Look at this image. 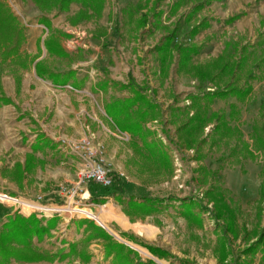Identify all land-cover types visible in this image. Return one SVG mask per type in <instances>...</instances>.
<instances>
[{
  "label": "crops",
  "instance_id": "1",
  "mask_svg": "<svg viewBox=\"0 0 264 264\" xmlns=\"http://www.w3.org/2000/svg\"><path fill=\"white\" fill-rule=\"evenodd\" d=\"M4 1L24 26L25 39L19 53L2 61L5 64L0 68V151L19 157L17 162L1 167L0 192L31 200L40 198L43 203L61 202L56 184L74 185L81 163L79 155L63 142L79 140L85 133L103 144L105 162L114 178L110 187L93 180L84 182L81 188L87 199L79 193L75 197L78 204H87L95 217H77L66 223L55 219L53 225L54 219L41 222L51 225L49 232L40 240L34 237L33 244L48 252L49 258L33 262L11 259L9 264L157 263L153 251L146 246L171 254L172 257H165L168 263L179 259L207 264L208 254L215 252L213 246L206 247L201 237V232L207 233L198 232L197 243L191 246L190 230L179 214L178 202H152L163 196L151 193L154 188L150 186H142L137 172L140 161L129 144L134 140L141 145V141L119 131L123 135L120 137L106 113V104L127 97L129 92L119 87L125 78L117 76L116 71L114 75L109 72L112 56L110 47H104L103 37L98 39L90 33L89 38L81 23L75 25L69 20L81 4L71 3L65 11L53 8L43 12L32 0ZM120 139L130 147L121 146L124 142ZM119 173H123L120 178ZM143 195L149 198L148 203L135 206ZM45 208L49 212L60 209ZM97 214H102L101 220ZM9 215L11 212L4 216L0 213V225ZM159 223L165 225L158 226ZM175 224L181 231H175ZM107 225L125 235L126 240L116 238ZM152 227L157 229L154 234L159 241L147 237ZM108 241L123 247L107 250ZM92 245L97 248L92 249ZM210 263H217V258Z\"/></svg>",
  "mask_w": 264,
  "mask_h": 264
},
{
  "label": "rangeland",
  "instance_id": "2",
  "mask_svg": "<svg viewBox=\"0 0 264 264\" xmlns=\"http://www.w3.org/2000/svg\"><path fill=\"white\" fill-rule=\"evenodd\" d=\"M177 1L105 0L99 16L78 20L76 18L78 10L69 20L75 25L81 23L83 30L89 34V38H91L90 33L98 39L103 37L104 47H110L108 49L112 56L109 62L111 75H114L116 71L117 76L125 78L122 83H126L129 76H132L136 83L146 90L149 100L155 101L159 105L155 116L149 117L144 123V127L152 133V136L148 138L149 140L154 138L162 142V146L170 158L172 169L169 172L157 169L152 161H148V168L143 169L144 167H141L140 162H137V172L143 180L142 186L154 188L150 190L151 193L175 198L174 201L178 202V207H180V201L177 198L187 197L199 202L205 208L200 214L201 223H196L191 218H184L190 230L189 241L191 246L195 247L194 243H197L198 232L203 231L207 233L203 234L201 232L206 247L211 248L213 246L215 248L214 254H208L207 264H211L210 262L214 258H217L215 264H264V238L259 245L254 247L253 252H245L264 233V150L261 149L260 152H257L251 136L254 125L260 127L264 124V112L259 111L261 104L264 102V82L259 79L264 73V63L260 62L263 55L261 51L264 49V0H222L212 2L198 14V19L201 17L210 18V26L193 37L188 34L193 22L188 24L184 20V15L191 7V0L183 1L176 13L172 15L169 10L173 3ZM158 12H161V15L159 20H156ZM240 12H243L240 18L232 23H225L226 18ZM174 27L177 30L173 43L200 45L199 53L193 56L191 61L196 66L209 65V62L221 54L225 41L236 43L237 48L247 45L248 50H251L254 47L255 60L258 62L254 64L252 57H250L239 80L234 79L237 85H243L246 81L247 70L252 67L256 78L250 80L251 94L245 101H238L234 97H229L226 100L214 99L209 109L210 112L222 110L227 115L229 104L234 103L236 105L237 117L229 124L239 126L240 139L248 143L249 150L255 153L254 156H250L242 149L239 150L240 143L233 139L229 144L220 143L213 147H209L207 141L201 146L200 154L202 157L197 158V150L194 149V146L187 147L178 138L179 126L193 113V109L189 108V94L203 90H213L217 87V84L209 80L200 81L197 77L186 73H179L175 52L169 65L164 69L161 67L154 46L162 40L168 30ZM228 52L232 55V59L238 57V51L234 52L232 46L228 48ZM260 53L262 54L260 55ZM1 72H3L2 69H0ZM173 106L179 107L180 110H173ZM213 126L214 123L210 122L204 127V131L200 135L201 140H208V135ZM109 128L112 132H115L112 127ZM119 131L116 128L118 135ZM84 135L89 136L95 145L103 146L101 142L94 141L93 135L89 133ZM111 136L117 139V137ZM120 137H123L121 133ZM120 140L124 142L121 146L130 147V143ZM203 141L200 143H203ZM231 146L235 148L233 153H230ZM134 152L140 161L141 158L136 150ZM17 156V154L13 156L9 151H0V171L2 166H9L13 161L17 162L19 159ZM80 166L81 163L76 175ZM14 182H16L15 177ZM55 187L60 191L62 198L61 202L57 203L59 206L70 202V197L74 194L73 190H76V195L79 193L82 194L83 198H86L83 195L82 188L80 191L76 187V182L71 186L59 182ZM213 189L222 194L218 196L222 198V203L228 205L232 211L231 214L223 211L221 215L215 216L213 200L207 196V191ZM2 193L4 192H0V194ZM4 194L17 198V196ZM31 203L41 206L36 202ZM72 203L71 206L66 205L59 209L60 211L76 212L77 214L71 218H69L67 212H64L62 216L55 213L53 216H44L43 219L38 218L36 212H25L36 207L24 206L21 210L19 204L11 199L0 200V213L4 216L11 212L7 220L17 213L23 216L34 214L41 222L46 219H57L59 223H66L62 218H69L67 221L69 222L77 217H95L93 210L83 206L87 204ZM44 209L46 210V208ZM102 210L104 211V209ZM46 212L49 211L46 210ZM195 212H199L198 207L195 208ZM96 217L101 220L102 214H97ZM232 220H234L233 226L229 228L228 223ZM163 223H159L158 226L163 227L165 225ZM204 226H206V229H204ZM174 227L175 231H181L179 224H175ZM107 228L116 238L126 240L125 235H122L113 226L107 225ZM152 230L147 237L159 241L154 234L157 229L152 227ZM177 236L175 234V239ZM139 240L143 242L144 239L140 237ZM213 242H215L214 245ZM91 248L95 249L97 246L92 245ZM155 248L159 252H151L158 259L156 260L157 263L153 262V264H195L191 261L183 262L177 257H174L178 259L177 262L174 259L173 263H168L165 257H172V255L159 247ZM142 250L149 254L143 247ZM96 257L95 262H98Z\"/></svg>",
  "mask_w": 264,
  "mask_h": 264
},
{
  "label": "trees",
  "instance_id": "3",
  "mask_svg": "<svg viewBox=\"0 0 264 264\" xmlns=\"http://www.w3.org/2000/svg\"><path fill=\"white\" fill-rule=\"evenodd\" d=\"M33 3L43 12L50 11L53 8L59 10H66L72 2L80 3L81 8L77 12L76 18L78 20L90 19L93 16H99L103 8L105 0H32ZM186 0H178L173 3L169 13L174 15L178 10L180 4ZM214 1L222 0H191V7L189 11L184 15L186 23L193 22L188 34L193 37L203 29L210 26V18L201 17L198 19V14L206 6ZM161 12L157 13L156 20H159ZM243 12L236 13L226 18L225 23H232L234 20L240 18ZM196 21V22H195ZM176 27L168 30L162 37V40L154 46V50L159 56L161 67L163 69L167 67L173 58V53L177 55V70L180 73H186L191 76L197 77L200 81H213L217 84V87L213 90H203L197 93L189 94L190 104L189 108L193 109V113L181 124L178 128V138L185 143L187 147H193L197 150V158L202 157L200 154L202 144L208 141V146L213 147L216 144L227 143L235 139L238 141L239 150L242 149L250 156H254L255 153L249 150L248 143L240 139L239 126H231L229 123L237 117V108L234 103L229 104V112L226 113L222 110L210 112V104L214 99L226 100L229 97H234L238 101H245L251 94L252 87L250 80L256 78L252 67L247 70L246 81L243 85H237L234 79L240 78L241 73L248 64V60L252 57L254 64L258 61L256 57L254 47L248 50L247 45L239 46L237 48L236 43L225 41L224 48L221 54L214 58L209 65L196 66L192 64V57L197 55L200 51V45L189 44L184 45L180 42L173 43L176 38ZM25 39V28L17 20L16 16L11 11L10 7L4 0H0V68L5 64L7 59H12L19 53L21 45ZM233 48L234 52L238 51L237 58L232 59V55L228 52V48ZM260 62L264 63V49ZM260 53V55L262 54ZM258 78V77H257ZM264 82V73L259 77ZM120 89H127L129 95L122 99L111 100L105 105V110L113 125L120 130V132H126L130 136L137 137L141 141V145H138L136 141L132 140L130 145L136 150L140 156V165L143 169L148 168L147 162H154L157 169L171 171L172 165L170 158L166 150L162 146V142L157 141L154 138L148 139L152 136L150 130L144 127V123L149 117L155 116L158 111L159 105L155 101H150L146 90L136 83L132 76H129L126 83H119ZM174 107V106H173ZM179 107H174L173 110H178ZM180 110V109H179ZM182 110V109H181ZM260 112H264V102L261 104ZM210 122L214 123L211 129L208 140H201L200 135L204 131V127ZM263 126L252 127L253 145L257 152L264 150V124ZM260 128V129H259ZM239 137V138H238ZM203 141V143H200ZM200 146V147H199ZM235 151L234 146H231L230 153ZM157 156V157H156ZM152 159V160H151ZM218 195H222L219 191L208 190L207 196L213 200L215 216L221 215V212L232 213L228 205L222 203V198ZM143 199L139 203H134L135 206L142 207L147 204L149 198L147 196H141ZM175 198L157 197L152 199L157 202H164L174 200ZM10 200V199H9ZM180 201L179 214L185 218H191L196 223H201V211L205 208L196 202L195 200L187 197L177 198ZM24 205L28 207L38 206L31 202H24ZM199 209V212H195V208ZM233 221L228 224L229 228H232ZM55 223V220L51 222V225ZM231 223V224H230ZM49 223L43 225L41 221L34 215L23 216L15 213L12 217L0 227V264H9L11 259L16 262H33L49 258L48 252L40 251L34 244L33 238L37 240L42 239L48 234L50 226ZM109 236L107 235V238ZM264 238V233L259 236L255 244L249 246L245 252H253L254 247L259 245ZM109 239V238H108ZM107 250H119L123 247V244L113 241H108L106 244ZM153 252H159L155 247L146 246Z\"/></svg>",
  "mask_w": 264,
  "mask_h": 264
},
{
  "label": "built area",
  "instance_id": "4",
  "mask_svg": "<svg viewBox=\"0 0 264 264\" xmlns=\"http://www.w3.org/2000/svg\"><path fill=\"white\" fill-rule=\"evenodd\" d=\"M64 145H67L69 149H71L73 152L79 155L80 160H81V166L78 170L77 173V180H76V187L80 189L81 191V186L84 182H87L89 180H93L97 182L98 184L102 185L103 187H109L113 184L114 178L110 175V169L108 165L105 162L104 158V148L102 145H95L91 138L87 135H84L82 138L79 140H73V141H65L63 142ZM123 176V173H119L118 177L120 178ZM72 194L73 196L70 197V204L65 203L66 205H71L72 204H78L77 201L75 200L76 197V190H73ZM0 195H4L3 198L0 197V200H6L11 199L15 203H18L21 210L23 209L24 202H36L40 204L41 206L39 208H31L29 211H25L27 213H30L31 211L36 212L38 218L42 217H48V216H53V214L57 213L59 216H62L64 212L69 213V218L73 217L76 212H70V211H60V210H51L50 212H46L44 209L45 207L48 208H57V207H63L66 205H61L59 204H52V203H43L41 202L40 198L36 200H31V199H26V198H15L11 196H7L6 194L2 193ZM82 199H87L83 198ZM87 207L89 210H91L88 205H83ZM83 207V208H85ZM82 208V207H80ZM23 212V213H25ZM69 218H62L63 221L67 222ZM43 219V218H42ZM118 238V237H117Z\"/></svg>",
  "mask_w": 264,
  "mask_h": 264
},
{
  "label": "bare ground",
  "instance_id": "5",
  "mask_svg": "<svg viewBox=\"0 0 264 264\" xmlns=\"http://www.w3.org/2000/svg\"><path fill=\"white\" fill-rule=\"evenodd\" d=\"M4 196V195H3ZM3 196H0V197H2L3 198ZM6 200H8L7 198H5ZM36 204H38V203H36ZM70 204V203H69ZM71 206V205H70ZM39 207V206H38ZM76 208H79V207H76Z\"/></svg>",
  "mask_w": 264,
  "mask_h": 264
}]
</instances>
